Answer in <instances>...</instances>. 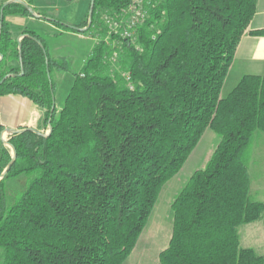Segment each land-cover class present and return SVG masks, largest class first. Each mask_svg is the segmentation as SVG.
I'll return each instance as SVG.
<instances>
[{
  "label": "trees",
  "instance_id": "trees-1",
  "mask_svg": "<svg viewBox=\"0 0 264 264\" xmlns=\"http://www.w3.org/2000/svg\"><path fill=\"white\" fill-rule=\"evenodd\" d=\"M147 1L133 38L103 21L126 17L130 0H93L89 25L88 15L77 25L51 20L98 39L59 109L51 73L68 63L34 31L17 41L5 17L30 11L0 5V95L27 97L51 128L46 136L8 133L14 159L0 138V175L10 164L0 179L2 264H125L161 189L207 129L216 144L170 204L159 264H264L239 235L241 226L264 222L248 172L252 139L264 131V74L243 75L220 94L255 0ZM20 178L18 189L8 186Z\"/></svg>",
  "mask_w": 264,
  "mask_h": 264
},
{
  "label": "rangeland",
  "instance_id": "rangeland-1",
  "mask_svg": "<svg viewBox=\"0 0 264 264\" xmlns=\"http://www.w3.org/2000/svg\"><path fill=\"white\" fill-rule=\"evenodd\" d=\"M44 12L48 17H58L61 22L68 24L69 22L83 19L85 15H88L89 0H60V4H54L51 8L45 9ZM88 20L89 18L87 17L86 21L88 22ZM91 33L68 34L59 40L58 55L65 58L69 69L53 70L51 73L52 81L54 82L55 109H59L63 105L73 83V72L79 69L80 65L90 54L94 42L98 40ZM12 36L15 38L16 33L12 32ZM16 63V60L10 61L12 66H15ZM236 83L233 77H229V79L224 81L221 87V96H226ZM39 127L41 132H48V124L44 122V112ZM2 136L8 141V133L4 132ZM215 144V134L211 130L204 132L180 171L163 186L147 225L139 237L136 247L127 257L125 264H159L158 254L166 247L171 234L172 213L170 204L192 171L204 165ZM6 146L11 148L8 145ZM248 172L255 193L252 194L253 199L264 201V131L255 133L252 139ZM23 183L24 178L14 179L9 181L8 186L16 190ZM239 235L241 246L251 247L258 253L264 254L263 221L241 226ZM0 264H2L1 254Z\"/></svg>",
  "mask_w": 264,
  "mask_h": 264
},
{
  "label": "crops",
  "instance_id": "crops-1",
  "mask_svg": "<svg viewBox=\"0 0 264 264\" xmlns=\"http://www.w3.org/2000/svg\"><path fill=\"white\" fill-rule=\"evenodd\" d=\"M8 1L11 0H0V5H4ZM20 1L24 2L32 10V13L29 16L7 15L5 17L11 32L16 33L15 39L20 41L24 29L34 31L45 39L51 56L58 57L59 40L68 34H75L56 27L51 20L58 19V17H48L44 12L45 9L51 8L54 4H60V0ZM41 14L45 16L43 17ZM84 19L69 22L68 25H77ZM255 30H264V0H255V13L237 44L224 81L233 77L238 82L246 74H264V34L250 33ZM42 117L43 110L27 97L18 94L0 95L1 133L9 128L23 129L28 127L35 128L40 132L39 125ZM250 193L255 194L252 182H250Z\"/></svg>",
  "mask_w": 264,
  "mask_h": 264
},
{
  "label": "built area",
  "instance_id": "built-area-1",
  "mask_svg": "<svg viewBox=\"0 0 264 264\" xmlns=\"http://www.w3.org/2000/svg\"><path fill=\"white\" fill-rule=\"evenodd\" d=\"M150 2L147 0H130L126 10V17L114 18L103 16V21L110 33H117L122 37L133 38L135 29L148 16Z\"/></svg>",
  "mask_w": 264,
  "mask_h": 264
},
{
  "label": "water",
  "instance_id": "water-1",
  "mask_svg": "<svg viewBox=\"0 0 264 264\" xmlns=\"http://www.w3.org/2000/svg\"><path fill=\"white\" fill-rule=\"evenodd\" d=\"M10 3H19V4H22L23 6H25L29 11H30V13H32V10L24 3V2H22V1H20V0H15V1H8L7 3H5L4 5H7V4H10ZM92 6H93V0H91L90 1V6H89V12H88V18H89V20H88V25L90 24V19H91V15H92ZM2 19H3V14H2V9H1V11H0V25H1V22H2ZM87 27V26H86ZM85 27V28H86ZM84 28V29H85ZM2 58V55L0 54V59ZM9 75H6L5 76V78L6 77H8ZM1 82V81H0ZM54 107V106H53ZM53 107H52V109H53ZM25 129H28V130H30V131H32V132H34V133H36V134H40V135H43V136H46V135H48V133L50 132V124H48V132H46V133H41V132H39L38 130H36L35 128H31V127H28V128H25ZM23 129H11V128H9V129H6V130H4V132L5 133H15V132H20V131H22ZM4 132H2L1 133V136H0V138H1V140H2V142L4 143V144H6V145H8V146H10L11 147V150H12V159H14V157H15V150H14V148L9 144V142L7 141V140H5L4 138H3V136H2V134L4 133ZM10 165V164H9ZM8 165V166H9ZM8 166L5 168V170L1 173V175H0V179L4 176V174L6 173V170H7V168H8Z\"/></svg>",
  "mask_w": 264,
  "mask_h": 264
}]
</instances>
